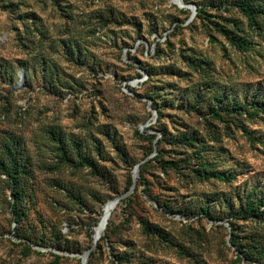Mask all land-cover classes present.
Segmentation results:
<instances>
[{
	"label": "rangeland",
	"instance_id": "obj_1",
	"mask_svg": "<svg viewBox=\"0 0 264 264\" xmlns=\"http://www.w3.org/2000/svg\"><path fill=\"white\" fill-rule=\"evenodd\" d=\"M193 1L220 24L237 19L250 48L235 50L210 22L173 0H0V157L7 158L3 145L12 141L25 166L18 223L0 171V264H81L103 230L95 235L90 225L111 200L115 228L109 241L92 246L90 264H117L115 257L120 264H250L236 262L229 223L241 243L264 245L262 221L232 216L248 197L264 198V29L233 6L223 9L231 0ZM148 95L165 100L157 103L161 113ZM210 96H225L247 113L218 120L207 112ZM50 131L60 133L73 164L61 160ZM183 132L202 140L199 153L171 143ZM79 155L96 169L81 165ZM149 158L128 192L135 164ZM166 160L179 169L162 167ZM202 160L233 178L200 179L192 168ZM124 193L129 200L120 203L116 196ZM161 201L175 213L159 208ZM201 206L219 218L204 216ZM24 244L31 247L26 254Z\"/></svg>",
	"mask_w": 264,
	"mask_h": 264
},
{
	"label": "trees",
	"instance_id": "obj_2",
	"mask_svg": "<svg viewBox=\"0 0 264 264\" xmlns=\"http://www.w3.org/2000/svg\"><path fill=\"white\" fill-rule=\"evenodd\" d=\"M184 3L186 4H193L195 5L196 8V18H202L204 21L210 22L227 40L230 42L232 46H234L235 50L244 52L248 50L252 44V42L249 40L247 35L245 34V31L243 28L240 26L239 21L235 18H230L231 20L228 21L229 24H220L217 21H213L210 19L211 16H208L207 8L204 6H200L197 4V2L193 0H183ZM217 7L221 8L220 3L215 4ZM235 7L238 11L242 13V15L245 17L247 20L248 24L255 29L261 31L264 29V5L262 4H254L252 0H231L225 2L223 5V9L227 10L229 7ZM186 7V6H183ZM209 8L214 9V2H211L209 4ZM184 14H189L187 9H184L181 11ZM262 22V24H259ZM209 39L211 38L212 40L214 39L211 34L208 35ZM190 64H193V60L189 59ZM194 65V64H193ZM208 67V64H206ZM198 67H201L200 65ZM143 70L144 73L147 74L148 78L151 76V72L148 69H145L143 67L140 68ZM170 72L174 73L175 71L170 69ZM136 77H141L142 74L140 72H135ZM127 87L131 90V88L127 85ZM149 99L152 100L151 106L153 109H155L158 113L160 112L159 107L157 106V103H165V100L158 102L155 96L153 95H148L147 96ZM225 96L222 97H214L210 96L209 99L206 101V109L208 114L211 116L217 118L218 120L223 121L224 117L223 115H229L231 113H238L241 114L242 111L247 113L246 107L242 105L236 104L233 100H229L227 102L224 101ZM261 106L263 107L264 102L262 100H259ZM185 103L184 97L182 96V102ZM187 104V103H186ZM190 108L195 109V103L188 102L187 104ZM224 105V106H223ZM249 113V112H248ZM243 133L247 136L248 140L250 143H254V138H252L250 132L247 129L242 128ZM161 131V136L167 137L166 133L163 130ZM52 140L55 141L59 147L60 150V158L62 161L68 164H73V161L68 158V155L66 153V150L63 148V142L61 139V135L59 132L55 131H50ZM156 137V134H150L149 140L152 141ZM162 141L161 138L156 139V143L160 144ZM12 141L9 142L11 144ZM171 143L174 145H183L186 147H189L191 150L194 151V153H199L198 151V145L202 144V140L196 136L194 133H186L183 132L181 135L174 137L173 140H171ZM9 144H4L3 145V150L7 154V158L0 157V171L2 174L6 176L7 183L9 184L10 188V196L13 199V202L10 203V208H11V213L13 214V219L14 222L18 223L21 215H22V210L20 208V201L22 197V189H21V181L20 177L22 174L25 173V166L18 161V157L15 154V151L11 148ZM75 148L77 151H80L79 144L74 141ZM153 151V148H149V152ZM161 149L157 151V154L153 156V160H158L161 158ZM79 159L80 164H86L90 166L92 169H96V165L94 162L88 157V155H79L77 156ZM152 158H149L142 162L139 165V170H138V179L141 178L142 171L145 170L147 164L151 161ZM202 159V158H201ZM162 167H169V168H174V169H179V163L175 160H166L163 161ZM192 172L198 176L200 179H210L214 178L220 181H229L231 178H233L232 173H225L220 170H215L214 168L210 167L208 165V162L202 160L199 161L198 163L195 164V167L192 168ZM133 184V178L132 174H130L127 177L126 180V186L127 189L131 187ZM142 190L144 193L147 194V191L145 189V186L142 187ZM129 196H126L124 198H121L119 200L120 203H127L129 200ZM152 201H155L153 197H150ZM109 200V199H108ZM112 201V200H111ZM110 201H106L105 203L108 204ZM157 205L159 208H161L165 212H170V213H175L173 210L170 208L169 204L166 201H161L157 202ZM117 206L116 201H112L109 207L108 215H107V221L106 224L102 230V232L99 233L98 235V241L96 242V246H98L101 241H109V233L113 231L115 226H110L111 221L109 220L112 211L115 209ZM200 212L203 213L204 216H208L213 219H218L219 217H213L210 216L209 210L207 209V206H201L199 208ZM178 213H182L185 215H192L193 212H184L180 210H175ZM102 215V213H101ZM232 216L234 218H242V219H247L249 217H256V219L262 221L264 223V198L259 196L255 200H252V198L248 197L246 202L242 204L233 214ZM101 217V216H100ZM99 217V218H100ZM99 220V219H98ZM98 220H93L92 224L90 225V228L92 226L97 227ZM230 229H231V234L229 236V241L231 245L235 247V250L237 251L236 255V262L237 261H243V260H248L250 261V264L253 263H259V258L264 257V245L257 243V242H249L248 240L245 241V244L241 243L239 239V234L235 232V228L231 223H229ZM146 230L149 232H155L153 228L147 227V225L144 226ZM104 231V234L102 235ZM95 233L96 235V228L94 229L93 234ZM19 238H24L20 236ZM25 239V238H24ZM26 240V239H25ZM89 247L86 248L89 249ZM31 251V247L29 245L24 244L22 247V253L26 254ZM85 251V250H84ZM95 254V250L90 249L89 254H88V260L86 264H90L91 259L93 255ZM255 255V257L253 256ZM55 259H59V255L54 254ZM117 264H120V259L116 258ZM260 264H264V262H260Z\"/></svg>",
	"mask_w": 264,
	"mask_h": 264
},
{
	"label": "water",
	"instance_id": "obj_3",
	"mask_svg": "<svg viewBox=\"0 0 264 264\" xmlns=\"http://www.w3.org/2000/svg\"><path fill=\"white\" fill-rule=\"evenodd\" d=\"M180 1L183 3V5H185V6H189V7H190L191 12H192V15L196 12L195 5H193V4H186V3L183 2V0H180ZM139 165H140V163H137V164H135V166H134V168H133V175H132V178H133V184L131 185V187H130V189L128 190V192H130V191L133 189V187H134V184H135V181H136V176H137V173H138V170H139ZM128 192H127V193H128ZM127 193H124L123 195L116 196V198L120 199L122 196H124V195L127 194ZM96 238H97V237H94V236H93V243H92L91 247H90L89 249L85 250V251L80 255V258H81V264H86V258H87V256H88L89 251H90V249L92 248V246L95 245V243H96Z\"/></svg>",
	"mask_w": 264,
	"mask_h": 264
},
{
	"label": "bare ground",
	"instance_id": "obj_4",
	"mask_svg": "<svg viewBox=\"0 0 264 264\" xmlns=\"http://www.w3.org/2000/svg\"><path fill=\"white\" fill-rule=\"evenodd\" d=\"M174 2L178 3L180 6H185L180 0H173ZM187 7V6H186ZM112 201H110L106 206L104 207L103 214L100 218V220L97 223V228H96V235L104 228L106 221H107V215L109 211V207Z\"/></svg>",
	"mask_w": 264,
	"mask_h": 264
}]
</instances>
